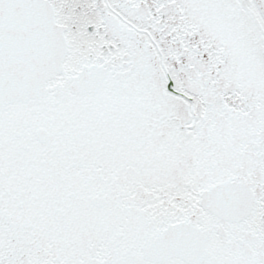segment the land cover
I'll return each mask as SVG.
<instances>
[{
    "label": "snow or ice",
    "instance_id": "obj_1",
    "mask_svg": "<svg viewBox=\"0 0 264 264\" xmlns=\"http://www.w3.org/2000/svg\"><path fill=\"white\" fill-rule=\"evenodd\" d=\"M0 264H264V0H0Z\"/></svg>",
    "mask_w": 264,
    "mask_h": 264
}]
</instances>
